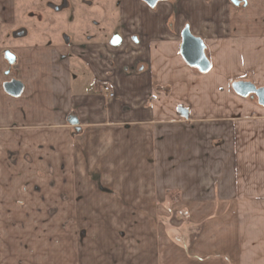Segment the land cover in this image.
I'll use <instances>...</instances> for the list:
<instances>
[{"label":"crops","instance_id":"1","mask_svg":"<svg viewBox=\"0 0 264 264\" xmlns=\"http://www.w3.org/2000/svg\"><path fill=\"white\" fill-rule=\"evenodd\" d=\"M19 1L0 0L22 86L0 92V264H264V107L231 88H264V0L205 4V73L136 3L140 45L108 68L18 31Z\"/></svg>","mask_w":264,"mask_h":264},{"label":"rangeland","instance_id":"2","mask_svg":"<svg viewBox=\"0 0 264 264\" xmlns=\"http://www.w3.org/2000/svg\"><path fill=\"white\" fill-rule=\"evenodd\" d=\"M247 1L227 0V3L234 7L235 11H241L247 7ZM131 2L140 5L133 15L139 14L140 17L145 15L146 20H148L146 15H150L158 19L161 27L169 32H178L180 38L185 27H188L190 31L193 29L201 31V28H205V24L200 23L197 16H201V12L205 10V4H209L211 0L192 1L190 7L195 13L193 22L183 20L180 11L184 10L179 7L178 0L160 2L153 9L141 0H20L18 6H23L25 9L24 20H17L16 27L18 31L31 26L48 28L55 32V36H51L52 39L60 38L61 42L68 46L81 45L82 49L92 50L86 57L89 62L95 61L96 64L106 65L109 68L115 61L121 59L123 45L128 43V47L135 51L140 45L137 29L141 26L136 17L132 13L129 14L131 10L128 7ZM0 27L4 29L0 35V92L9 96L3 88L4 84L19 82L16 56L11 50L15 46L13 42L15 43L16 37L10 33L8 30L10 26L7 24L2 23ZM57 34L59 37L56 36ZM51 38L50 42H53ZM144 66L138 64L136 71H143ZM195 71L198 70L195 69ZM97 84L102 87V92L105 87H110L104 82H97ZM173 200L175 196L168 192L166 203L169 204Z\"/></svg>","mask_w":264,"mask_h":264},{"label":"water","instance_id":"3","mask_svg":"<svg viewBox=\"0 0 264 264\" xmlns=\"http://www.w3.org/2000/svg\"><path fill=\"white\" fill-rule=\"evenodd\" d=\"M149 8L153 9L158 2L165 0H141ZM181 44L179 53L183 61L191 68L197 69L199 73H205L210 68V63L205 55V45L199 37H195L188 27H185L181 32ZM5 92L12 96H20L22 86L19 82L13 81L6 83L3 86ZM233 92L242 98L256 97L257 104L264 107V88H256L250 82H235L231 85ZM178 114L181 117L187 118L188 111L184 108H178Z\"/></svg>","mask_w":264,"mask_h":264},{"label":"built area","instance_id":"4","mask_svg":"<svg viewBox=\"0 0 264 264\" xmlns=\"http://www.w3.org/2000/svg\"><path fill=\"white\" fill-rule=\"evenodd\" d=\"M103 91L106 93V94H108L107 96H109L110 98H112L114 95H113V93L110 91V88H108V87H105L104 89H103Z\"/></svg>","mask_w":264,"mask_h":264},{"label":"flooded vegetation","instance_id":"5","mask_svg":"<svg viewBox=\"0 0 264 264\" xmlns=\"http://www.w3.org/2000/svg\"><path fill=\"white\" fill-rule=\"evenodd\" d=\"M165 1H166V0H165ZM141 2H142V1H141ZM161 2H164V1H161ZM143 3H144V2H143ZM159 3H160V2H158V3L156 4V6H157ZM156 6H155V7H156ZM155 7H154V8H155Z\"/></svg>","mask_w":264,"mask_h":264}]
</instances>
